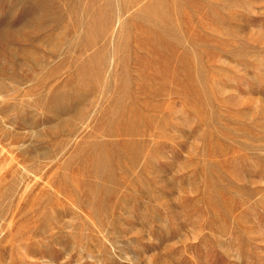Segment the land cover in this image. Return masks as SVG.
Segmentation results:
<instances>
[{
    "label": "rangeland",
    "instance_id": "rangeland-1",
    "mask_svg": "<svg viewBox=\"0 0 264 264\" xmlns=\"http://www.w3.org/2000/svg\"><path fill=\"white\" fill-rule=\"evenodd\" d=\"M0 264H264V0H0Z\"/></svg>",
    "mask_w": 264,
    "mask_h": 264
}]
</instances>
